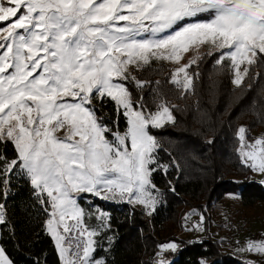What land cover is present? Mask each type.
Listing matches in <instances>:
<instances>
[{"label":"snow or ice","instance_id":"obj_1","mask_svg":"<svg viewBox=\"0 0 264 264\" xmlns=\"http://www.w3.org/2000/svg\"><path fill=\"white\" fill-rule=\"evenodd\" d=\"M205 15L211 18L201 19ZM201 47L210 51L182 62L185 53ZM261 54L264 0H0V236L9 227L15 235L7 199L17 176L45 214L43 230L54 242L58 264H109L111 244L105 255L95 253L98 238L111 231L110 215L86 211L72 194L139 205L151 216L165 195L154 174L182 171L180 158L155 134L175 127L180 106L153 90V110L127 82L140 92L151 89L152 82L135 72L165 60L175 65L168 82L181 97L195 95L199 73L189 70L207 57L221 71L227 68L230 83L244 91L251 68L242 65L259 64ZM251 78L258 82L259 74ZM252 88L248 84L246 90ZM109 101L116 116L111 125L108 114H97ZM258 115L264 120V113ZM246 131L244 125L235 130L236 152L243 165L264 175V134L248 141ZM161 151L168 162H162ZM204 223L201 213L189 230L203 231ZM260 236L236 242L235 251L245 257L241 264H264V233ZM107 240L114 243L115 236ZM157 248L151 264H173L165 253H176L178 245ZM0 264H15L3 246ZM33 264H41L40 258ZM198 264L209 261L201 257Z\"/></svg>","mask_w":264,"mask_h":264},{"label":"trees","instance_id":"obj_2","mask_svg":"<svg viewBox=\"0 0 264 264\" xmlns=\"http://www.w3.org/2000/svg\"><path fill=\"white\" fill-rule=\"evenodd\" d=\"M248 67L251 77L259 74V80L254 82L251 77L246 78L242 91L231 86L227 68L221 71L214 64V58L206 57L199 67L193 65L189 70L198 72L199 79L195 95L189 92L186 97H181L180 91L168 82L170 69L167 65H150L135 72L139 80L152 82L151 89L145 88L144 92H140L135 82H127L135 96H144L148 107L154 110L153 90L180 106L174 113L175 127L167 126L155 134L165 148L180 158L182 171L170 169L167 175L159 171L154 174V182L165 195L151 216L128 205L108 204L91 195H80L78 203L86 211L100 209L110 215L111 231L105 229V235L98 238L101 247L96 256L105 255L104 248L111 244L107 253L109 264H151L157 245L173 241L178 244V251L166 255L173 264H198L201 257H207L209 264H241V260L211 240L207 230L211 213L227 195L235 196V206L242 210L250 211L254 206L264 204V187L250 180V170L236 152L235 130L240 125L246 127L248 141L253 140L254 132L264 130V120L258 115L264 113V61ZM213 81L215 87H211ZM248 84H253L251 91L246 90ZM253 100L257 102L254 108ZM97 114H108L106 123L111 125L116 119L113 102H107ZM124 127L121 117L119 130L123 131ZM209 139H214V143L207 144ZM7 154L12 155L11 144L7 145ZM159 155L162 162L169 161L164 151ZM169 181L175 187L174 192L169 190ZM12 192L14 195L7 199V216L10 225H14L15 235H12L11 227L4 229L0 246L6 248L15 264H33L35 257L40 258L41 264L45 261L46 264H58L54 242L43 230L45 214L30 195L27 182L13 176ZM194 209L205 216L203 237L199 242H183L177 231L182 216ZM108 235L115 236L114 243L107 240Z\"/></svg>","mask_w":264,"mask_h":264},{"label":"rangeland","instance_id":"obj_3","mask_svg":"<svg viewBox=\"0 0 264 264\" xmlns=\"http://www.w3.org/2000/svg\"><path fill=\"white\" fill-rule=\"evenodd\" d=\"M210 18H211L210 16L205 15L201 19L207 20ZM208 51H210L208 47H201L198 50L193 48L190 52L184 54L182 62L187 63L192 57L196 56L198 52L200 54H203ZM157 64L167 65L170 71L175 67L173 63L165 60H153L149 65H145L144 67L150 65H157ZM243 67H248V65L245 63L244 65H242V69ZM231 86L234 87L232 84ZM63 134H64L63 130L56 133V135L58 136H62ZM262 134H264V130H258L254 132L252 134L253 135L252 141L260 137ZM75 139H78V137H75ZM238 147H239V142H238ZM249 177L252 182L257 183L262 187H264V175H261L258 172H254L250 170ZM72 195L75 198H78L80 195H91L92 197H96L88 193H73ZM236 203H237V198L232 195L225 196L222 200H220L217 203V209L211 213L208 221L209 227L207 230V234L210 236L211 240L219 243L228 254L233 255L242 261L245 257H243L241 254L235 251V249L238 246L236 242L239 241L240 244H243L246 238H251V239L261 238L260 234L264 233V204L254 206L252 210L247 211L237 208L235 206ZM127 205L140 210L145 216H148L142 210L141 206L134 204L130 205L128 203ZM95 211L96 210L94 209L93 212ZM199 215L200 214L196 212L193 213V211H187V213H185L182 216L180 229L177 231L178 238L181 241L193 242V241H198L203 237L204 231L189 230L192 228L193 224L199 219ZM86 219H88L87 216ZM89 222L92 224H96V221L93 222L90 220ZM169 254H171V252L165 253V256ZM249 258H255V257H249Z\"/></svg>","mask_w":264,"mask_h":264},{"label":"built area","instance_id":"obj_4","mask_svg":"<svg viewBox=\"0 0 264 264\" xmlns=\"http://www.w3.org/2000/svg\"><path fill=\"white\" fill-rule=\"evenodd\" d=\"M97 199L101 200L102 202L108 203V204H114V205H127L126 202H114V201H105L99 197Z\"/></svg>","mask_w":264,"mask_h":264}]
</instances>
